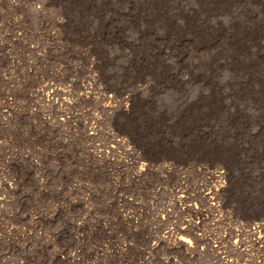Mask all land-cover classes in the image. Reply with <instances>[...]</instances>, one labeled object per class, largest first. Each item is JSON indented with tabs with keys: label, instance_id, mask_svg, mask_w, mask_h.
<instances>
[{
	"label": "rangeland",
	"instance_id": "1",
	"mask_svg": "<svg viewBox=\"0 0 264 264\" xmlns=\"http://www.w3.org/2000/svg\"><path fill=\"white\" fill-rule=\"evenodd\" d=\"M138 5L127 15L125 0H0V254L10 263L134 262L158 220H197L183 194L208 209L198 192L213 177L198 164L225 169L224 209L264 219V58L242 80V66L175 75L148 53L158 42L139 30L151 4ZM160 6L148 28L163 29ZM165 252H152L156 264Z\"/></svg>",
	"mask_w": 264,
	"mask_h": 264
},
{
	"label": "bare ground",
	"instance_id": "2",
	"mask_svg": "<svg viewBox=\"0 0 264 264\" xmlns=\"http://www.w3.org/2000/svg\"><path fill=\"white\" fill-rule=\"evenodd\" d=\"M125 1L128 9L127 15L136 12L139 8L138 4H151L149 11L143 17L144 23L140 25L141 29L137 30L142 35L150 34L152 40L158 42L156 46L150 47L148 53L154 59L159 56L160 62L165 67L170 66L171 69L175 66V75L179 74L183 77L185 74H190L191 68L198 67L199 63L214 71L222 66H233L240 71V66H242L239 72V80H242V77L247 79L249 75L250 59L252 57L254 60L264 58V16L261 17L257 12L258 9L264 7V0ZM159 5L164 14L161 23L163 29L160 31L148 28L146 25V23L149 25L154 23ZM152 9H154L153 12ZM131 50L133 56H136L131 57L132 63L134 66L140 65L144 56L137 53L135 46ZM237 54H242L246 58L239 63ZM179 68L185 69V74L183 71L180 73ZM243 72H247L245 76ZM125 106L129 107L127 104ZM116 136L119 140L121 135ZM128 143L141 163L147 164L148 160L143 157L142 151L138 147L136 149L130 140ZM211 194L214 195L215 192ZM191 199L190 196L185 195V200Z\"/></svg>",
	"mask_w": 264,
	"mask_h": 264
},
{
	"label": "built area",
	"instance_id": "3",
	"mask_svg": "<svg viewBox=\"0 0 264 264\" xmlns=\"http://www.w3.org/2000/svg\"><path fill=\"white\" fill-rule=\"evenodd\" d=\"M194 166L204 176L213 177L212 184L203 193L198 192L199 199L207 203L208 211L203 213L196 205L193 209L191 203L195 200V195L186 194L192 199L185 200L183 194L184 199L181 200L188 202L187 210L196 214L197 220L187 219L184 215L185 219L175 225L162 227L161 220H158L157 226L150 224L148 235L143 238L141 256L136 259L133 257L134 262L128 263L120 253L115 264H156L159 258L157 260V257H153L152 252L160 250L167 251L165 253L168 257L161 259L165 264H264V219H244L232 209L221 206L220 201H223L222 194L227 183V173L223 167L207 164ZM211 192L215 194L212 195ZM209 211L224 212V216L219 213L217 222L210 225ZM221 224L224 229L219 231L218 226ZM74 256L75 254H71V257ZM100 256L106 260L109 254L101 253ZM10 258V254L2 252L0 264L22 263L17 257L14 263H10ZM95 264H102L101 260Z\"/></svg>",
	"mask_w": 264,
	"mask_h": 264
}]
</instances>
